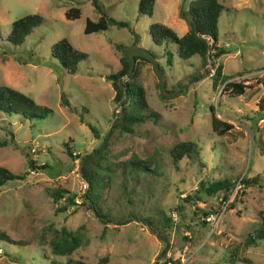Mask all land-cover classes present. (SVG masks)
<instances>
[{
  "label": "rangeland",
  "instance_id": "374dc122",
  "mask_svg": "<svg viewBox=\"0 0 264 264\" xmlns=\"http://www.w3.org/2000/svg\"><path fill=\"white\" fill-rule=\"evenodd\" d=\"M190 1L154 0L146 15L139 13L138 0H98L106 16L126 21L127 26L84 33L85 19L95 21L100 15L89 0H0V85L50 109L44 118L30 120L0 111V140L6 141L0 146V165L23 173L0 186V231L26 242L0 240V264H52L69 257L86 264H170L183 247V264H228L230 249L257 227V211L264 208V114L258 115L256 107L264 95L258 82L264 79V0H217L222 5L217 44L226 50L217 61L230 80L246 85L241 95L212 89L213 69L208 61L201 66L197 54L180 58L174 42L155 44L150 39L147 26L152 22L177 35L185 32L188 24L179 13ZM71 6L78 7L79 14L66 18L64 11ZM29 13H38L41 22L21 43L7 41L11 22ZM60 38L86 54L74 73L66 72L50 54L51 44ZM115 44L136 45L151 53L162 69L163 87L180 88L162 99L151 64L134 61L147 111L157 117L134 124L131 133L111 126L119 108L104 76L120 68L122 52ZM207 67L210 72L203 74ZM212 113L232 128L216 134ZM181 141L195 144L197 158L171 160L169 149ZM104 142L106 150L94 166L106 181L99 200L106 214L102 223L80 200L85 181L78 162ZM29 159L35 167L28 166ZM130 159L144 161L149 170L155 165L156 173L137 171L131 179L126 173ZM254 175L260 176V186L243 187L209 233L202 212L220 210L224 202L222 192L207 195L200 183L224 177L235 182ZM56 188L74 193L75 204L59 210L62 198L53 203L50 194ZM147 225L166 241L163 255L166 245ZM61 227L79 240L68 257L49 252V241L64 237ZM238 255L246 262L234 264H264V238L240 247Z\"/></svg>",
  "mask_w": 264,
  "mask_h": 264
},
{
  "label": "trees",
  "instance_id": "16d2710c",
  "mask_svg": "<svg viewBox=\"0 0 264 264\" xmlns=\"http://www.w3.org/2000/svg\"><path fill=\"white\" fill-rule=\"evenodd\" d=\"M91 5L100 12V15L95 21L85 19L83 32L90 33L105 29L108 25H114L117 27H126L127 22L123 20H116L112 17L106 16L100 9L98 0H89ZM154 0H138L139 13L150 15L152 12ZM222 9V5L217 0H191L185 12H180V16L185 18L188 24L187 29L181 35H177L175 31L159 22H152L147 26L150 39L155 44H161L163 41H171L176 44V53L180 58H187L193 54H197L200 59V65L203 66L207 62V56L210 58V68L213 72L210 75L212 89L218 88L220 94L241 95L246 85L240 81L230 80L229 75L222 72V66L217 61L218 57L226 50L217 44V17ZM79 14V8L76 6L68 7L64 11L66 18H75ZM192 19H190V17ZM42 20V17L38 13H29L21 17L14 19L10 28L5 36V39L12 44H19L23 41L24 37L31 31V29L38 25ZM194 24V26H193ZM137 38V35H133ZM115 48L121 52L125 48L121 44H115ZM166 62L169 63L171 56L166 52ZM50 54L54 57L62 68L68 73H74L76 70L77 62L86 57V54L76 48H74L66 38H60L50 46ZM134 61L137 59L143 60L147 63L149 61L140 56H133ZM120 68L114 72L108 73L104 78L109 81L113 90L112 100L115 103L119 102L123 105V117L120 122H117L115 127L118 131L131 133L133 125L143 122L147 118L155 119L157 113L153 111H147L148 105L145 100L144 90L138 83V69L133 67L129 75L124 76L128 63L123 60L122 54L119 57ZM160 71L161 67L158 65ZM260 84L264 87V79H259ZM159 96L164 99L160 94ZM61 102L68 106L66 98L62 97ZM257 111L259 114H264V95H261L257 99L256 103ZM119 108V107H118ZM0 111L6 114L16 113L24 119L44 118L50 109L41 106L34 102L33 99L25 95L24 93L13 89L6 85H0ZM212 112V106H210ZM81 117V116H80ZM82 118V117H81ZM210 124L212 130L222 135L232 128L230 123L219 120L213 113L210 117ZM93 135L96 136V129L88 124ZM5 140H0V146L5 144ZM106 150V142L102 143L100 148H93L90 152L82 155V165L80 167L82 177L86 183L85 189L79 195L80 200L85 204L97 217L100 218L102 223H105L106 214L99 208V200L101 189L106 184V181L95 170L94 166L97 165V158L102 155ZM71 154V151H67ZM198 149L194 143L188 141H181L173 145L169 149V156L173 162L180 159L182 156H186L190 159L197 158ZM126 167V173L133 179L132 173L137 171H149L150 173H156L155 165L149 170L148 164L139 159H130ZM29 167H35L32 160H28ZM124 174V173H123ZM23 177V173H13L9 169L0 165V186L6 181L13 179H20ZM260 176L254 175L251 177L240 178L243 183V187H249L253 185H259L258 181ZM124 186V185H123ZM200 186L204 189L207 195H212L217 192H222V200L225 201L228 197L230 189L234 186V181L229 178H216L212 180L200 183ZM260 186V185H259ZM242 190H235L234 194L227 203V208L231 207L232 201L240 194ZM51 198L53 203L62 198L63 203L58 206L59 210H66L67 206L74 203L75 194L67 191L63 188H56L51 191ZM189 198V197H188ZM181 206L178 205V210ZM207 213L202 212V215ZM259 223L253 232L248 233L244 237L242 244H237L230 249L228 256V264H234L235 261L240 260L246 262L245 257L238 255L240 247H245L250 244H254L256 239L264 238V208L257 211ZM146 222L152 224L149 219H145ZM167 226L171 227V220L169 216H166ZM61 232L64 237L60 239H51L48 243L50 254L56 256H69L71 252L79 245L78 238L70 231L61 227ZM163 234V233H162ZM164 235V234H163ZM0 240H6L13 244H25L26 242L14 234L8 231H0ZM167 249L164 247L161 251V255L165 253ZM52 264H86L77 259H71L70 257L64 261ZM161 264H166L162 262ZM170 264H178V260L171 261Z\"/></svg>",
  "mask_w": 264,
  "mask_h": 264
},
{
  "label": "water",
  "instance_id": "95a60500",
  "mask_svg": "<svg viewBox=\"0 0 264 264\" xmlns=\"http://www.w3.org/2000/svg\"><path fill=\"white\" fill-rule=\"evenodd\" d=\"M180 12L188 13V11L182 10V9H180ZM189 17H190V19H192L191 16H189ZM193 26H194V24H193ZM135 55L147 59L149 61V63L151 64L152 71H153V73L155 74V76L157 78L158 91H159V94L162 97L169 98V97H172L173 95L177 94L180 91V88L172 90V91H168V90H166L163 87V81H164L163 74H162V72L160 71V69L158 67V63H157L156 59L153 57V55L151 53H149L145 49L140 48V47H138L136 45L127 46V47H125L122 50L123 60L128 63V67H127V70H126L124 76L129 75V73L133 69V65H134L133 56H135ZM207 61L210 63L209 56H207ZM209 72H210V68L207 67L206 69H204V71L202 73L204 74V73H209ZM118 107H119V111H118L117 117L112 121L111 126L116 124L117 122H120L122 120V117H123V110H122L123 105H122L121 102H119ZM82 160H83L82 158L79 160L78 168H80ZM147 227L152 233H154L156 235V237H158L161 241H163L164 245H166V241L163 239L162 235L159 232L155 231V229L153 227H151L150 225H147ZM159 254L160 253H158V255ZM157 256H156V258H157Z\"/></svg>",
  "mask_w": 264,
  "mask_h": 264
},
{
  "label": "built area",
  "instance_id": "2783aa9c",
  "mask_svg": "<svg viewBox=\"0 0 264 264\" xmlns=\"http://www.w3.org/2000/svg\"><path fill=\"white\" fill-rule=\"evenodd\" d=\"M241 178V177H240ZM240 178H238L235 182H234V186L230 189L228 197L224 202L223 206L220 208V210H216L213 212H209L206 215L203 216V220L206 223L207 226H209V233L213 232L219 219H220V215L222 213V210L227 206L228 200L230 199V197H232V195L234 194L235 190H242L243 188V183L240 181ZM85 183L82 184L81 189H85ZM185 250L186 247H183L180 251H178V255H177V260H178V264H183L187 258V256L185 255Z\"/></svg>",
  "mask_w": 264,
  "mask_h": 264
},
{
  "label": "crops",
  "instance_id": "0c3cea01",
  "mask_svg": "<svg viewBox=\"0 0 264 264\" xmlns=\"http://www.w3.org/2000/svg\"><path fill=\"white\" fill-rule=\"evenodd\" d=\"M250 187H251V186H250ZM250 187H249V188H250Z\"/></svg>",
  "mask_w": 264,
  "mask_h": 264
}]
</instances>
